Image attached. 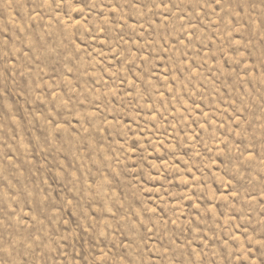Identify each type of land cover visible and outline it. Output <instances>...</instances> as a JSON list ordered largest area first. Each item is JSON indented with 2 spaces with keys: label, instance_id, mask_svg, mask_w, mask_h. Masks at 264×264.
<instances>
[{
  "label": "rangeland",
  "instance_id": "1",
  "mask_svg": "<svg viewBox=\"0 0 264 264\" xmlns=\"http://www.w3.org/2000/svg\"><path fill=\"white\" fill-rule=\"evenodd\" d=\"M0 264H264V0H0Z\"/></svg>",
  "mask_w": 264,
  "mask_h": 264
}]
</instances>
